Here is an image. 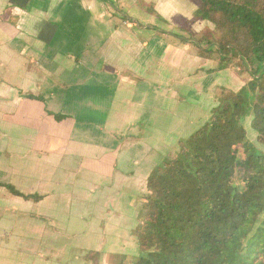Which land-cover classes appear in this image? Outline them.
<instances>
[{
  "label": "crops",
  "instance_id": "crops-1",
  "mask_svg": "<svg viewBox=\"0 0 264 264\" xmlns=\"http://www.w3.org/2000/svg\"><path fill=\"white\" fill-rule=\"evenodd\" d=\"M194 9L193 0H0V183L41 196L0 187V264L136 257L150 171L222 88L249 80L232 67L208 73L217 61L171 35L182 18L190 34L210 29L192 21Z\"/></svg>",
  "mask_w": 264,
  "mask_h": 264
},
{
  "label": "trees",
  "instance_id": "trees-1",
  "mask_svg": "<svg viewBox=\"0 0 264 264\" xmlns=\"http://www.w3.org/2000/svg\"><path fill=\"white\" fill-rule=\"evenodd\" d=\"M193 1L192 21L214 29L186 37L188 22L171 35L191 44L196 56L217 61L208 73L237 66L249 80L236 91L222 88L209 119L150 171L130 264H264V154L243 125L249 119L264 145V0ZM148 11L158 16L152 4ZM0 187L41 198L8 183Z\"/></svg>",
  "mask_w": 264,
  "mask_h": 264
},
{
  "label": "rangeland",
  "instance_id": "rangeland-1",
  "mask_svg": "<svg viewBox=\"0 0 264 264\" xmlns=\"http://www.w3.org/2000/svg\"><path fill=\"white\" fill-rule=\"evenodd\" d=\"M197 21H200V20H197ZM176 22H181L180 24H178V28L180 27V25H181V27L183 26V25H186V23L187 22H190L189 20H185L184 18H182V19H180V20H178V21H176ZM204 22H207V21H204ZM210 24V30H213L214 29V26L211 24V23H209ZM180 29V28H179ZM205 29H209V28H204V30ZM179 31V30H178ZM177 32V31H176ZM189 32V31H188ZM175 33V32H174ZM201 33V32H200ZM200 33H197V34H188L187 32H185V33H183L182 32V35L183 36H186V37H191V36H193L195 39H197V38H199V35H200ZM204 46V45H203ZM202 46V47H203ZM194 50H195V48H194ZM236 63V61L234 62V64ZM230 67H232V68H235L238 72H241V73H244V75H242L243 77H245L246 76V72L245 71H242V70H239L238 69V67L237 66H231L230 65ZM209 116H210V110H208L207 111V109L205 108V106H204V111H202L200 114H199V116H198V118L200 119V122H199V124H197V127H195L196 126V123H198V121H199V119L197 120V122H195V123H193V128H191V129H193V130H191V131H194L195 129H197L200 125H202L203 123H205L208 119H209ZM243 125H244V127H245V129H246V134H247V138H248V140L249 141H251L253 144H254V146L257 148V150H259V151H261L263 154H264V145L261 143V141L257 138V136L255 135V132L251 129V127H250V120L249 119H247L246 121H244L243 122ZM187 131L189 132L190 131V128L189 129H187ZM191 133V132H190ZM176 151L177 150H175L173 153H171V154H169V155H167V156H165V157H171V156H173L174 155V153H176ZM164 157V158H165ZM147 194V193H146ZM138 255V252L136 253V256Z\"/></svg>",
  "mask_w": 264,
  "mask_h": 264
}]
</instances>
